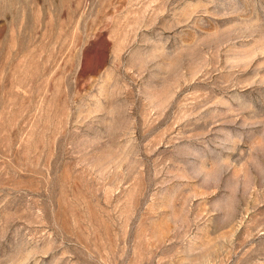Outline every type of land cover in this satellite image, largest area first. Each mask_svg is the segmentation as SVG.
Listing matches in <instances>:
<instances>
[{
	"label": "rangeland",
	"instance_id": "obj_1",
	"mask_svg": "<svg viewBox=\"0 0 264 264\" xmlns=\"http://www.w3.org/2000/svg\"><path fill=\"white\" fill-rule=\"evenodd\" d=\"M0 264H264V0H0Z\"/></svg>",
	"mask_w": 264,
	"mask_h": 264
}]
</instances>
